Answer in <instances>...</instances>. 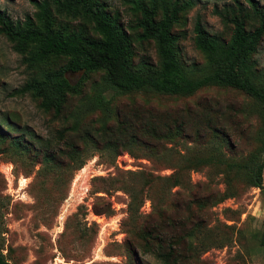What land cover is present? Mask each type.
<instances>
[{"label":"rangeland","instance_id":"rangeland-1","mask_svg":"<svg viewBox=\"0 0 264 264\" xmlns=\"http://www.w3.org/2000/svg\"><path fill=\"white\" fill-rule=\"evenodd\" d=\"M39 1V0H38ZM244 3L243 0H239ZM264 10V0H255ZM118 19L132 41V69L147 63L155 66L157 56L152 41L136 39V16L128 0H98ZM231 0H191L192 7L182 12L184 25L177 44L184 71L193 77L206 70L204 56L192 42V24L198 16L203 28L223 40L229 37L218 17L211 13ZM0 11L13 23L32 17L35 8L30 0H0ZM57 26L82 29L96 37L81 17L72 19L53 14ZM254 72L264 70V35L251 57ZM62 64L51 60L31 67L12 44L0 34V237L1 253L13 264H160L152 255L143 254L140 240L143 220L168 214L175 193L187 194L194 186H205L216 194L201 234L190 242L196 260L203 264H264V249L259 246L263 223L264 200L259 191L247 185L236 168L211 164L186 167L184 158L217 155L220 161L243 163L258 150L259 119L249 115L252 101L232 89L209 87L191 96L160 95L150 91L126 93L105 90L104 74L99 71L83 78L81 73H66L73 85L80 82L82 93L68 97L65 119H55L41 111L37 100L21 94V86L44 70ZM99 94L102 106H92ZM211 101L221 106L238 107L242 118L230 130L228 144L199 146L189 142L166 145L153 154L143 147L125 142L106 147L104 143L82 142L66 138L58 142L55 132L72 126L75 114L88 131L102 124L112 126L115 115L122 118L132 107L172 110L184 105ZM22 138L30 150L15 149L9 141ZM54 137V138H53ZM48 153L59 146L64 156L45 159L37 143ZM71 148L76 159H69ZM82 165L76 168L79 163ZM186 167V168H185ZM264 186V169L262 171ZM95 214L94 211H106ZM139 245V246H138Z\"/></svg>","mask_w":264,"mask_h":264},{"label":"trees","instance_id":"trees-1","mask_svg":"<svg viewBox=\"0 0 264 264\" xmlns=\"http://www.w3.org/2000/svg\"><path fill=\"white\" fill-rule=\"evenodd\" d=\"M231 0L220 8L213 7L211 13L218 17L223 27L228 28L229 37L208 33L198 16L192 24L193 46L205 58L206 71L200 76L188 75L181 64L177 48L180 33L176 27L184 25L181 13L192 7L191 0H128L136 16L135 27L139 30L136 39L152 41L155 46L157 64L144 63L132 69L134 49L131 38L115 16L110 15L98 0H30L35 8L32 17L13 23L0 11V34L12 44L15 52L23 56L27 66L36 67L51 60L62 64L44 70L36 78L25 82L19 93L28 94L37 100L38 108L50 113L55 119L65 118L68 97L82 93L81 83L71 85L66 73H81L83 78L102 71L105 90L126 93L150 91L160 95L191 96L196 91L220 87L238 91L252 101L249 115L259 119L257 132L258 150L241 164L220 161L213 152L199 157L184 158L186 167L201 166L215 162L227 171L237 169L242 180L259 191L264 200L262 171L264 169V84L254 72L251 57L264 35V10L255 0ZM75 19L81 17L90 26L96 37H90L82 29L57 26L53 14ZM264 80V70L260 76ZM99 94L93 98L92 106H102ZM79 113L72 126L55 132L58 142L76 138L82 142L97 140L106 147L125 142L138 145L153 154L166 145L189 142L199 146L213 143L228 144V135L236 128V120L242 118L238 107L221 106L211 101L184 105L172 110H154L148 107H132L130 114L121 119L115 115L114 124H102L88 131L78 122ZM54 138V137H53ZM0 131V141H4ZM37 143L45 159L64 156L61 148L53 146L49 157V146L40 140ZM9 143L19 150L30 147L22 138L13 137ZM78 150L71 148L69 159H76ZM82 165L81 161L76 168ZM185 167V168H186ZM216 194L205 186H194L183 195L175 193L170 211L157 218L143 220L140 240L143 254L152 255L160 264H203L197 262L191 239L202 232L208 218L209 208L217 201ZM103 214L106 211H94ZM2 239L0 237V249ZM139 246V245H138ZM259 246L264 249V212L259 237ZM0 264H13L4 259L0 250Z\"/></svg>","mask_w":264,"mask_h":264}]
</instances>
